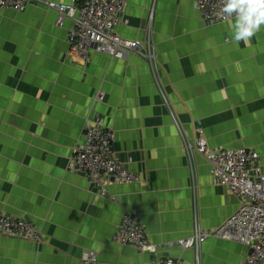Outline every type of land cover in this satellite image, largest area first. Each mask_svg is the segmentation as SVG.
I'll use <instances>...</instances> for the list:
<instances>
[{
  "label": "crops",
  "instance_id": "0c3cea01",
  "mask_svg": "<svg viewBox=\"0 0 264 264\" xmlns=\"http://www.w3.org/2000/svg\"><path fill=\"white\" fill-rule=\"evenodd\" d=\"M126 1L117 34L149 37L154 62L146 49L147 57L73 59L72 21L57 27L43 5L0 12V213L30 219L44 235L41 244L0 235V264H76L85 250L98 264H152L150 254L113 242L126 215L161 255L196 264L178 241L213 233L240 208L237 195L213 185L206 160L188 151L198 127L213 148L259 153L264 173V26L236 42L235 19L206 24L196 0ZM98 118L138 182L99 187L72 170L86 123ZM246 257L234 241L211 237L201 247L202 264Z\"/></svg>",
  "mask_w": 264,
  "mask_h": 264
},
{
  "label": "built area",
  "instance_id": "2783aa9c",
  "mask_svg": "<svg viewBox=\"0 0 264 264\" xmlns=\"http://www.w3.org/2000/svg\"><path fill=\"white\" fill-rule=\"evenodd\" d=\"M29 5H43L57 14L56 25L63 28L66 21L73 22L68 32V55L90 61L92 53L124 59L127 53L141 54L149 50L151 61L153 43L129 40L117 34L127 8L126 0H75L69 4L51 0H0V12L11 9L24 12ZM196 7L206 24L224 23L235 19L219 13L221 0H196ZM166 100L165 94L162 92ZM98 99L104 100L99 93ZM175 122L177 120L173 115ZM197 138L188 151L203 157L210 166L212 183L227 188L238 196L240 208L226 223L213 233L197 234L194 238L178 241L183 250H192L196 264H202L201 247L211 237L242 243L247 247V257L241 264H264V173L258 164L259 153L251 149L211 147L201 127L196 128ZM85 142L77 149L71 163L72 170L83 173L89 183L96 186L112 183H133L140 180L114 153L115 133L103 118L88 120ZM0 235L25 239L41 244L43 233L34 222L25 217L0 213ZM113 242L128 245L141 253L151 255L152 264H181L180 260L161 255L160 246L151 242L145 226L134 216L126 215L113 236ZM97 254L85 250L76 264H98Z\"/></svg>",
  "mask_w": 264,
  "mask_h": 264
},
{
  "label": "clouds",
  "instance_id": "9594fccd",
  "mask_svg": "<svg viewBox=\"0 0 264 264\" xmlns=\"http://www.w3.org/2000/svg\"><path fill=\"white\" fill-rule=\"evenodd\" d=\"M221 3L218 15L235 14L234 41H248L264 26V0H221Z\"/></svg>",
  "mask_w": 264,
  "mask_h": 264
}]
</instances>
